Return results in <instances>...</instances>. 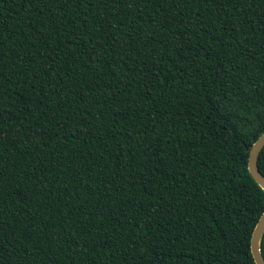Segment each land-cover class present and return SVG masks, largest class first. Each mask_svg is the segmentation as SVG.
Masks as SVG:
<instances>
[{"label":"trees","instance_id":"obj_1","mask_svg":"<svg viewBox=\"0 0 264 264\" xmlns=\"http://www.w3.org/2000/svg\"><path fill=\"white\" fill-rule=\"evenodd\" d=\"M263 132L264 0H0V264H255Z\"/></svg>","mask_w":264,"mask_h":264},{"label":"water","instance_id":"obj_2","mask_svg":"<svg viewBox=\"0 0 264 264\" xmlns=\"http://www.w3.org/2000/svg\"><path fill=\"white\" fill-rule=\"evenodd\" d=\"M263 146H264V132L250 146L249 154H248V170L252 178L255 180V182L264 191V184L261 183V178H264V175L259 171L257 166V157ZM262 222H264V210L254 226L250 239V250L255 264H264V258L262 257L261 248H260L261 239L264 233L260 235V238L258 240L256 239L257 230L259 229Z\"/></svg>","mask_w":264,"mask_h":264},{"label":"snow or ice","instance_id":"obj_3","mask_svg":"<svg viewBox=\"0 0 264 264\" xmlns=\"http://www.w3.org/2000/svg\"><path fill=\"white\" fill-rule=\"evenodd\" d=\"M261 183L264 184V178H261ZM264 233V222L261 223L259 229L257 230L256 239L258 240L260 238V235Z\"/></svg>","mask_w":264,"mask_h":264}]
</instances>
